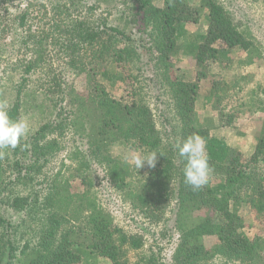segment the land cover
<instances>
[{
	"label": "trees",
	"instance_id": "obj_1",
	"mask_svg": "<svg viewBox=\"0 0 264 264\" xmlns=\"http://www.w3.org/2000/svg\"><path fill=\"white\" fill-rule=\"evenodd\" d=\"M13 1L18 0H0V10ZM20 1L27 5L19 15H0V32L13 35L11 45L27 47L35 57L19 66L20 78L11 88L7 109L10 118L15 120L30 113L27 88L36 71L46 69L51 78L43 85L49 90L46 95L58 98V103L77 107L66 122L79 134L78 146H88L87 150L79 148L86 155L85 163L102 161L107 181L127 196L140 218L153 226L166 225L172 237H177L174 264H204L221 256L247 264H264V239L258 231L253 237L245 232V212L241 211L253 213L260 231L264 230V129L255 152L240 153L203 125L197 112L199 81L208 78L211 69L215 71V64L222 70L212 80L221 125L232 124L238 112L250 103L244 97L238 98L248 80L237 74L236 67L234 73L233 66L226 68L224 64L237 53L253 50L254 44L225 5L219 0H116L131 7L137 32H149L153 48L148 50L157 54L158 69L170 83L180 128L166 142L153 108L136 86L135 76L128 73L140 60V54L125 31L112 26L107 18L96 17V8L89 6V0H66L54 7L58 18L51 21L55 25L49 31L38 28L32 32L27 27L29 20L35 18L30 10L45 5ZM198 20L204 22L206 32L197 44L189 46L196 76L187 80L177 74L179 42L185 37V26ZM19 28L24 31L19 32ZM56 36L63 39L59 53L68 59L66 65L75 76L72 81L60 79L53 67H46L48 46L57 42ZM118 83L123 85L129 100L125 101L123 93L119 99L112 96L111 90ZM226 96L231 99L226 101ZM261 111L264 114V109ZM50 125L41 123L17 148L4 150L0 156V192L25 182L35 188L43 185L33 194L0 198V257L15 242V227L1 208L8 204L17 211L37 213L40 221L39 229L33 230L36 244L29 247L27 243L22 249L21 255H26L22 264H88L90 259L94 264H155L152 258L129 263L128 252L142 249L145 239L126 233L101 206L94 197L92 181L83 182L84 191L79 192L69 183L71 177L59 179L57 175L49 180L44 172L45 157L58 144L44 145L40 140L50 131ZM192 134L205 140L212 170L208 184L198 190L185 184L184 161L175 148ZM125 147L136 152H158L155 168L136 169L129 159L120 156ZM203 206L215 212L220 223L197 216L196 211ZM209 237H217V242L208 245ZM5 239L8 245H4Z\"/></svg>",
	"mask_w": 264,
	"mask_h": 264
},
{
	"label": "rangeland",
	"instance_id": "obj_2",
	"mask_svg": "<svg viewBox=\"0 0 264 264\" xmlns=\"http://www.w3.org/2000/svg\"><path fill=\"white\" fill-rule=\"evenodd\" d=\"M32 1L43 4L45 7L41 9L36 7L30 10L33 12L35 18L31 21L29 20L27 27L32 28V32L38 28L40 29L39 31H49L55 25L51 21L58 18L54 7L63 5L66 0ZM219 1L225 5L235 21L239 23L240 29L247 34L254 44L253 50L237 53L231 61L224 64L226 68L233 66L234 73L236 67L238 70L237 74L244 75L246 80H248L244 92L238 95V98L239 96L241 98L244 97L250 103L248 108L244 107L243 110L238 112L232 124L229 126L221 125L218 118L220 107L216 106L214 102L212 80L214 75L222 70H220V66L215 64V71L211 69L208 72V78L199 81L197 112L202 124L207 126L213 134L226 140L233 150L240 153L253 154L264 129V114L261 111L264 109V3L259 0ZM157 3L160 4L161 2ZM26 5V2L20 0L4 4V9L0 10V15L14 18L24 10ZM89 6H95L96 11L94 13L96 17L107 18L112 26L125 31L134 41L133 43L137 46L140 54V60L132 65L130 72L127 71L128 73L132 72V75L135 76L136 86L141 90L142 95L153 108L157 127L164 141L167 142L173 139L180 128L178 114L174 109L175 99L173 98L169 81L166 79L163 71L158 69L157 54L148 50L149 47L153 48L149 32L147 34L137 32L132 22L131 7L128 5H122L116 0H89ZM16 28L13 27V30ZM18 30L19 32H23L24 28H19ZM185 31V37L179 42V62L176 61L178 56L174 58V62H177V74L182 78L191 80L195 78L196 74H194V67L191 62L192 55L188 53L192 50L189 46L198 43L200 36L206 32V26L204 22L198 20L197 23L185 26ZM52 34L54 33L52 32ZM13 38V35L8 34L4 36L0 32V100L7 101L8 105L11 99V88L14 87L20 78L19 66L25 64V60L35 57L32 52L27 51V47L20 49L19 46L11 45ZM55 39L57 42L55 41L48 46L50 58L48 57L46 67L48 65L53 67V70H55L60 79L66 82L72 81L75 76L66 65L68 59L62 53H59V43L63 39L60 40L57 36ZM122 47L125 48L127 45H122ZM240 61H243V64L238 63ZM36 72L32 76L26 91V101L30 105V113L26 115V118L29 121L30 131L32 132L41 123L51 124L50 131L40 140L44 145L53 142L58 144V147L53 148V152L45 157L47 162L44 166V172L49 177V180L57 175L60 176L59 179L71 177L69 183L72 187H77L76 191L79 192L84 191L86 183L83 182L92 181L93 190L95 191L94 197L99 201L101 206L109 211L114 220L126 233L141 235L145 239V245L142 249L128 252L127 258L129 259V263L152 258L155 264H174L172 256L176 248L177 237H172V233L167 231L166 225L153 226L140 218L136 211L132 209L129 200L126 199L127 196H124L121 191H118L107 181L106 165L102 161L93 160L89 164L85 163L86 155L82 149L87 150L88 146L83 148L78 146L81 144L79 134L70 129L66 122L73 112H77V107L71 108L66 103H58V98L46 95L49 90L44 89L43 85H47L51 78L46 75V69L37 70ZM115 78L118 79V76H115ZM81 81L78 80L79 83ZM122 88L123 85L118 83L111 90L112 96L119 99L122 93L126 94ZM230 99L229 96H226V101ZM127 100H129V97L126 94L125 101ZM36 104L40 106L36 107ZM62 104L64 105L63 107ZM142 153L144 152L132 151L125 147L119 154L122 158H127L132 162L133 156ZM31 184L25 182V184L12 185L7 191L3 190L0 192V198L26 196L43 188V185L35 188ZM1 208L4 216L15 227V232L12 236L15 242L12 249L9 246L6 247L5 253L0 257V264H22L26 259V255H21L24 245L28 243L27 245L31 247L36 244L33 239V230L39 229L40 221L36 219L38 214H27L17 211L10 208L8 204H2ZM241 211L245 212L247 224L245 232L250 237H253L258 231L264 239V230L260 231L259 223L254 214L251 212L247 213V210L244 209ZM196 215L220 223L216 213L207 209L206 206L199 208L196 211ZM26 233H29V236L28 234L26 236ZM6 241L5 239L4 245L7 244ZM216 242L217 237H209L207 244L212 245ZM19 260L22 261L19 262ZM88 262L90 264L95 263L92 259L90 261L87 260ZM213 262L214 264H247L224 256L214 258L204 264H213Z\"/></svg>",
	"mask_w": 264,
	"mask_h": 264
},
{
	"label": "clouds",
	"instance_id": "obj_3",
	"mask_svg": "<svg viewBox=\"0 0 264 264\" xmlns=\"http://www.w3.org/2000/svg\"><path fill=\"white\" fill-rule=\"evenodd\" d=\"M7 101L0 100V156L4 150L15 149L30 133L29 121L26 117L11 119L8 113ZM178 156L184 161V181L193 190H198L208 184L211 168L206 154L205 140L192 134L175 145ZM158 152L150 151L136 154L132 157L135 168L148 166L155 168ZM214 264V262H213Z\"/></svg>",
	"mask_w": 264,
	"mask_h": 264
}]
</instances>
